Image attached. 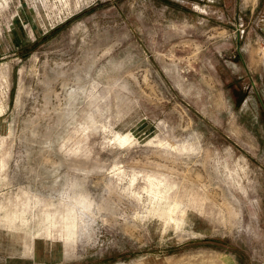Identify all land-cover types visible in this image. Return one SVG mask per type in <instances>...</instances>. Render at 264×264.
<instances>
[{
	"label": "rangeland",
	"instance_id": "obj_1",
	"mask_svg": "<svg viewBox=\"0 0 264 264\" xmlns=\"http://www.w3.org/2000/svg\"><path fill=\"white\" fill-rule=\"evenodd\" d=\"M0 264H264V0H0Z\"/></svg>",
	"mask_w": 264,
	"mask_h": 264
},
{
	"label": "bare ground",
	"instance_id": "obj_2",
	"mask_svg": "<svg viewBox=\"0 0 264 264\" xmlns=\"http://www.w3.org/2000/svg\"><path fill=\"white\" fill-rule=\"evenodd\" d=\"M120 140V139H119Z\"/></svg>",
	"mask_w": 264,
	"mask_h": 264
}]
</instances>
